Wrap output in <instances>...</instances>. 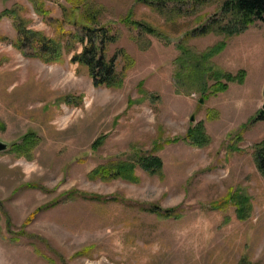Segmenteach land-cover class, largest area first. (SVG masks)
<instances>
[{"label": "rangeland", "instance_id": "1", "mask_svg": "<svg viewBox=\"0 0 264 264\" xmlns=\"http://www.w3.org/2000/svg\"><path fill=\"white\" fill-rule=\"evenodd\" d=\"M36 1L0 0V264H264V23L202 34L225 0ZM19 26L60 39L61 60L18 48ZM90 36L119 85L71 61ZM119 164L134 181L92 175Z\"/></svg>", "mask_w": 264, "mask_h": 264}, {"label": "trees", "instance_id": "2", "mask_svg": "<svg viewBox=\"0 0 264 264\" xmlns=\"http://www.w3.org/2000/svg\"><path fill=\"white\" fill-rule=\"evenodd\" d=\"M36 0H33V2ZM37 2V1H36ZM148 3V2H147ZM35 12L41 14L42 10L34 4ZM222 12L228 15L226 23L218 24L216 27L212 25H205L202 27V34H205L208 31L215 30L218 33H223L225 36H231L233 34L240 33L244 31L249 25L253 24L255 21H262L264 23V0H225L221 7ZM90 15L82 17L77 15L74 18V23L82 24L83 27L88 30L90 33L95 32V28L90 27ZM84 19V21L82 20ZM149 32H153L151 27H146ZM18 30L22 33L21 41L17 44V47L23 50V41L32 40L31 46L37 47V51L29 53V55L39 58L44 62H56L61 60V43L60 39H46L45 36L38 32L27 29L24 26H19ZM100 29H97V32ZM93 34V33H92ZM97 34L95 33V36ZM96 37L88 38L80 53L73 54L71 61L78 64L85 65L89 68L90 74L94 79V84L96 86H106L112 87L120 84V81H117L114 75L113 70V61L104 57V47L102 43L104 42L101 38L97 45L95 42ZM78 40V39H77ZM83 42L82 39H79ZM100 43V47H98ZM226 46V41L222 40L207 51L204 52L207 56H212L213 54L219 53ZM227 78L228 82H239L242 83L244 80V70H240L237 74L232 75L226 73L223 75ZM228 88L227 83H220L218 90L224 91ZM212 93V92H210ZM205 94V93H204ZM213 94V93H212ZM264 117V111L261 113V117ZM32 132H28L24 135V139L29 138ZM186 138L196 145H206L209 141V137L204 132L203 122L197 123L194 126H190L186 132ZM181 137H174L170 141H177ZM254 159L257 164V167L261 174L264 176V139L256 144V149L254 151ZM139 164L141 167L150 174L158 173L162 164L159 158L150 157V158H139ZM117 168L113 170H108L105 167H98L92 172L93 176H102V178H125L126 180H133V166L127 164H119ZM134 181V180H133ZM242 210V209H239ZM165 216H170L171 210L165 211Z\"/></svg>", "mask_w": 264, "mask_h": 264}, {"label": "water", "instance_id": "3", "mask_svg": "<svg viewBox=\"0 0 264 264\" xmlns=\"http://www.w3.org/2000/svg\"><path fill=\"white\" fill-rule=\"evenodd\" d=\"M199 101H200V102H203V99L201 98ZM192 118H193V117H191V119H192ZM6 147H7V144L4 143V142H1V141H0V150L5 149Z\"/></svg>", "mask_w": 264, "mask_h": 264}]
</instances>
